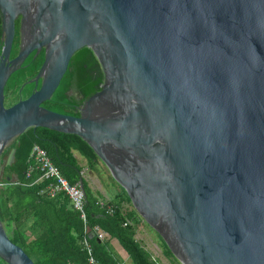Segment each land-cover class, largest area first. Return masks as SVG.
Instances as JSON below:
<instances>
[{"label":"water","instance_id":"1","mask_svg":"<svg viewBox=\"0 0 264 264\" xmlns=\"http://www.w3.org/2000/svg\"><path fill=\"white\" fill-rule=\"evenodd\" d=\"M0 14V160L31 128L78 135L181 264H264V0H0ZM85 47L101 90L79 117L45 108ZM0 260L35 264L1 215Z\"/></svg>","mask_w":264,"mask_h":264},{"label":"trees","instance_id":"2","mask_svg":"<svg viewBox=\"0 0 264 264\" xmlns=\"http://www.w3.org/2000/svg\"><path fill=\"white\" fill-rule=\"evenodd\" d=\"M19 34L18 19L12 57L18 54ZM2 45L0 14V46ZM34 55L35 52L28 57L20 69L30 67L27 81L38 74L45 59L44 51L36 58ZM103 82L104 73L93 51L87 47L82 48L71 59L69 70L53 97L44 102L43 106L50 110L57 108L68 115L79 117V108L85 100L101 90ZM71 90L78 92L81 98L71 95ZM5 94L6 104L10 94L7 86ZM14 104L16 102L8 107ZM35 145L47 152L53 164L70 184H80L81 180L84 181L87 227L67 196L59 194L50 198L42 194L51 181H39L41 172L31 158ZM75 153L85 159L89 170L95 173L101 172L102 162L96 152L85 140L75 134L43 127L31 128L6 148L0 160V215L13 243L20 246L35 264H91L84 246L85 240L91 246L93 257L99 264H122L111 247L110 243L113 240L119 242L133 264H160L136 239L139 228L146 222L134 210L126 191L111 175L112 184L121 190L112 195L110 186L106 183L107 192L112 196L111 200L104 198L100 192L92 191L83 175L85 167L79 162ZM10 155H13V158L10 157L5 161L4 158ZM29 171H31L30 177H27ZM127 203L132 209L124 207ZM108 205L115 209L113 214L105 211V206ZM96 227L106 232L108 238L100 240L95 232ZM163 247L166 256L176 259L164 241Z\"/></svg>","mask_w":264,"mask_h":264},{"label":"built area","instance_id":"3","mask_svg":"<svg viewBox=\"0 0 264 264\" xmlns=\"http://www.w3.org/2000/svg\"><path fill=\"white\" fill-rule=\"evenodd\" d=\"M31 158L36 163V168L41 172L39 181H51V183L45 188V190L42 191V194L47 195L50 198H54L59 194L67 196L71 202L72 207L80 213L81 219L83 220L84 225L87 227V214L85 211L86 194L85 191L81 189L80 184H70L67 179L61 174L60 170L53 164L47 152L40 146L35 145L33 147ZM30 172L31 171L28 172L27 177H30ZM105 208V211L108 214H113L115 212V209L110 205L105 206ZM95 232L97 233L100 240H105L108 238V234L98 227L95 228ZM84 246L89 254V262L91 264H99L93 257L92 248L86 240L84 241Z\"/></svg>","mask_w":264,"mask_h":264},{"label":"rangeland","instance_id":"4","mask_svg":"<svg viewBox=\"0 0 264 264\" xmlns=\"http://www.w3.org/2000/svg\"><path fill=\"white\" fill-rule=\"evenodd\" d=\"M9 159H10V156L4 158L5 161H8ZM100 169H101L100 173H94V172L92 173L91 170L89 172L92 173V176H93L92 177V181L94 183L95 190L100 192V194L102 196H106L108 194V192H107L108 189H107V186H106L107 182H106V178L105 177L110 176V173L107 170V168L104 166V164H102V163H100ZM144 228H145V231L142 232L143 240L147 241V237H151V238H154L156 241L162 242V245L160 244V246H159L157 242H155V241L151 242V239H149L147 241L148 243H150L149 245H150V248L153 249V252H155L156 255H159L162 260H166V257L164 256L165 249L163 247V240L161 239V237L152 228H150L148 225L144 226ZM115 245H116L117 250L120 253V255H122L123 253L126 254L118 242H115ZM117 256H118V254H117ZM153 258L158 260L160 262V264H163L162 261L160 259H158L157 257L153 256ZM128 259H129V263L128 264H133V262L130 259V257H128ZM172 260L173 261L170 264H181L179 261H176V259H174V258ZM168 264H169V261H168Z\"/></svg>","mask_w":264,"mask_h":264},{"label":"crops","instance_id":"5","mask_svg":"<svg viewBox=\"0 0 264 264\" xmlns=\"http://www.w3.org/2000/svg\"><path fill=\"white\" fill-rule=\"evenodd\" d=\"M75 155H76V157L78 158V160H79V162L85 167V169H84V171H83V175H84V177H85V180L88 182V184H89V186H90V188L92 189V191H94L95 193H98V191H96L95 190V187H94V183H93V181H92V173L91 172H89L90 170L86 167V161H85V159H83L78 153H75ZM10 157L11 158H13V155H10ZM88 173V174H87ZM95 173V172H94ZM106 178V182L108 183V185L110 186V189H111V192H112V195H115L116 193H118V192H120L121 190H120V188H118L117 186H114L113 184H112V181L110 180V176H107V177H105ZM90 180V181H89ZM104 198H106L107 200L108 199H110L111 200V198H112V196H111V194H107L106 196H103ZM132 204V203H131ZM133 206V205H132ZM124 207H129L130 209H132L131 208V205L130 204H125V206ZM134 208V207H133ZM135 210V209H134ZM144 226H146V224H143L140 228H139V231H138V233H137V235H136V239L138 240V241H140L141 242V244L143 245V247H145V249L147 250V251H149L150 253H151V255L152 256H154V257H157L158 259H160L161 261H162V263L163 264H168V261H169V264L170 263H172V257H168V256H166L165 254H164V256L166 257V260H162L161 259V257L159 256V255H156V253L155 252H153V249H151L150 248V243H148L147 241L149 240V239H151V242L152 241H155V242H157L158 243V245L160 246V244L162 245V242H160V241H156L154 238H151V237H147V241H144L143 240V234H142V232H144L145 231V228H144ZM115 242H118V241H116V240H113L110 244H111V247L113 248V250H114V252H116L117 254H118V256H119V258L121 259V261H122V264H128L129 263V259H128V255H126V254H122V255H120V253L118 252V250H117V247H116V245H115ZM119 243V242H118ZM155 245V244H154ZM121 246V245H120ZM123 249V248H122ZM124 250V249H123ZM125 252V251H124ZM126 253V252H125ZM128 256V257H127ZM169 258V259H168ZM5 264L4 262H2L1 260H0V264Z\"/></svg>","mask_w":264,"mask_h":264},{"label":"flooded vegetation","instance_id":"6","mask_svg":"<svg viewBox=\"0 0 264 264\" xmlns=\"http://www.w3.org/2000/svg\"><path fill=\"white\" fill-rule=\"evenodd\" d=\"M19 36H20V35H19ZM14 41H15V40H14ZM13 54H14V44H13V48H12V52H11V57H10L11 59H13V58H15V57L17 56V55H16L15 57H12ZM70 94H71V95H75V96H77L79 99L81 98V96L79 95V93H78V92H75L74 90H71V91H70Z\"/></svg>","mask_w":264,"mask_h":264}]
</instances>
